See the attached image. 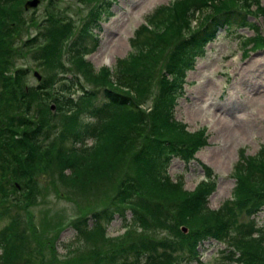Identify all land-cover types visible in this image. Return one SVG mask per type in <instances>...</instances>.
I'll return each mask as SVG.
<instances>
[{
  "label": "trees",
  "instance_id": "obj_1",
  "mask_svg": "<svg viewBox=\"0 0 264 264\" xmlns=\"http://www.w3.org/2000/svg\"><path fill=\"white\" fill-rule=\"evenodd\" d=\"M23 1L0 0V217H6L0 228V264H29L22 254L29 247L19 226L22 217L11 210L25 211L36 202L38 176L51 163L58 180L78 192L123 168L110 205L91 212L92 226H74L92 244L84 264H189L197 260L196 241L206 236L226 245L218 264H264V227L250 219L257 210L264 211V144L251 155L240 147L232 165L231 196L217 210L207 209L205 202L214 187L210 168L199 162L205 179L189 191L165 172L171 156L187 162L206 143L203 127L188 131L173 118L185 70L203 42L224 24L250 25L255 37L247 41L252 48L264 46V33L241 11L254 2L264 22L259 0H174L158 5L133 31L131 51L111 68L97 70L83 58V48L69 47L73 43L64 47L73 26L56 18L50 28L45 26L48 40L37 53L46 75L33 87L23 80L26 69H9L12 28L20 21ZM202 12L203 21L191 27L193 17ZM87 14L89 22L98 19L95 11ZM64 54L76 69L71 77L65 75ZM84 83L91 87L86 89ZM83 114L91 120L80 121ZM89 137L91 144H81ZM116 214L125 218L126 231L108 237L102 223ZM158 227L172 237L145 235Z\"/></svg>",
  "mask_w": 264,
  "mask_h": 264
},
{
  "label": "rangeland",
  "instance_id": "obj_2",
  "mask_svg": "<svg viewBox=\"0 0 264 264\" xmlns=\"http://www.w3.org/2000/svg\"><path fill=\"white\" fill-rule=\"evenodd\" d=\"M53 1L39 0L35 7L28 10L22 7L19 13L20 21L12 28L14 40L11 46L12 66L9 69L13 72L14 68L18 70L24 67L27 74L23 80L29 87L42 81L46 75L47 70L39 65L37 53L38 48L48 40L45 26L50 28L56 18H63L65 21L69 18L75 26L73 33H86L84 37L77 39V43L84 44V39L88 36L87 47H90L91 37L96 36V47L86 50L84 57L94 68L110 67L115 59L131 51L129 38L145 16L154 7L160 4L169 5L174 0H112L108 2L105 15L101 16L99 23L92 29V25L89 27L90 35L85 29V24L89 23L87 13L95 11L100 15L106 5L104 0H61L52 4ZM261 4L264 6V0H261ZM89 6L87 13L81 17L83 10ZM255 21L259 27L262 26L259 16ZM252 34L246 27L219 32L206 47L204 55L196 57L193 68L186 71L185 82L182 84L183 93L174 105L173 118L185 123L190 131L201 126L206 127L207 142L195 152L197 162L191 161L185 165L178 158L171 159L166 168L167 172L173 179L180 178L183 187L189 190L205 174L198 161L210 167L216 175L214 189L207 198L210 209L217 208L230 196L234 183V178L230 175L231 165L238 159L237 151L240 147H243L245 155H251L264 144V48L257 51L247 49L245 56L240 36L238 37ZM71 40L72 37L68 38L63 43L64 47ZM64 66L67 69V77H71L73 71L76 72L67 58L64 60ZM34 72L39 75L38 79ZM55 112L54 109L53 113ZM82 119L85 121L87 115ZM86 144H89L88 140ZM123 163L131 168L129 163ZM122 169L116 170L110 178L94 183L92 187H87L81 192L66 187L58 180L54 163L41 172L38 176L39 193L36 202L29 205L25 211L21 207L11 210L22 217L19 226L28 237L29 243L28 249L25 248L22 254L29 264L85 263L86 257L91 253L92 244L88 238L77 234L74 226L89 227L92 222L91 212L110 205L117 190L118 180L115 179L122 175ZM174 215L177 217L175 213ZM262 217L263 213L258 212L254 221L261 223ZM5 220L6 217H0V228L5 224ZM120 224V220L115 218L105 226V234L114 236L121 233L123 228ZM54 226H59V229L54 231ZM50 228L51 231L47 230ZM145 235L155 238L163 235L172 237L171 233L164 229L147 231ZM48 244H51L52 248ZM223 247L213 242L209 248L204 249L207 252L202 250V261L213 264L214 256H217Z\"/></svg>",
  "mask_w": 264,
  "mask_h": 264
},
{
  "label": "water",
  "instance_id": "obj_3",
  "mask_svg": "<svg viewBox=\"0 0 264 264\" xmlns=\"http://www.w3.org/2000/svg\"><path fill=\"white\" fill-rule=\"evenodd\" d=\"M37 3V0H30L29 2L24 3L23 7L27 8L29 5H34Z\"/></svg>",
  "mask_w": 264,
  "mask_h": 264
}]
</instances>
